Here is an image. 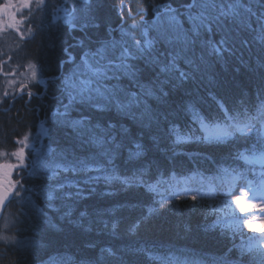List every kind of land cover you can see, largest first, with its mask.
I'll list each match as a JSON object with an SVG mask.
<instances>
[{"label": "trees", "instance_id": "trees-1", "mask_svg": "<svg viewBox=\"0 0 264 264\" xmlns=\"http://www.w3.org/2000/svg\"><path fill=\"white\" fill-rule=\"evenodd\" d=\"M8 1L0 0V12ZM242 2L252 11L241 9L240 20H226L223 32L203 37L218 42L226 32L228 44L214 54L197 42L188 53L191 69L179 63L190 78L165 83L166 95H143L165 76L138 56L128 61L135 66L134 79L117 73L118 79L105 83L123 90L121 100L139 95V106L125 113L114 105L104 112L88 103L71 105L68 120L88 118L114 128L115 143L109 138L103 148L54 119L70 103L66 78L85 52L104 42L131 49L137 40L155 39L153 54L163 60L171 49L157 34L158 13L163 20L164 6L177 9L189 28L184 6L191 0L19 4L24 27L21 34L0 33V74L31 64L40 78L0 105V155L16 151L19 141L40 130L45 138L42 163L19 169L11 179L15 196L5 216L12 222L7 235L16 242H0V264H264V230L249 227L247 214L218 199L264 181V167L251 163L264 150V123L211 141L201 126V120L209 127L234 123L228 117L238 113L243 126L264 108V42L258 39L264 0ZM53 5L75 9L76 26L57 18L64 14L54 13ZM177 135L189 138L177 142ZM105 149L107 156L101 155ZM78 161H87L88 168Z\"/></svg>", "mask_w": 264, "mask_h": 264}, {"label": "snow or ice", "instance_id": "snow-or-ice-1", "mask_svg": "<svg viewBox=\"0 0 264 264\" xmlns=\"http://www.w3.org/2000/svg\"><path fill=\"white\" fill-rule=\"evenodd\" d=\"M84 4L87 5V0H83ZM39 6H45V0H37ZM185 15L187 17V23L190 25L189 28L184 27V21L180 19V14L177 9H173L169 6H164V19L160 20L158 13L157 23L160 27L156 28L157 34L168 47L171 49L168 51L164 59L161 60L159 55H154L155 39L145 40L143 44L140 41H135L134 46L130 49L124 46L123 43L115 41L104 42L101 47L95 51L85 52L82 57L81 64L73 71L70 78H66V91L69 97V105H65L64 112H58L55 114L54 119L61 120L70 126L81 136H87L91 143L103 148L108 143L109 138L115 143L116 137L112 136L114 128L112 126L102 127L100 124H92L88 118L79 120H68V110L71 105L75 102L81 104L88 103L93 108L98 109L100 112H104L108 109L109 105H114L119 112H130L133 106H139L142 101L139 95L136 93H128L126 100L120 99V92L122 89L115 87H109L105 81L110 79H118L117 73L128 76L130 79L136 77L135 66L130 64V59H136L144 57L148 63L156 65L159 68V73L165 76L163 81H155L150 88H146L143 92L144 96H155L157 92L162 95L163 85L171 80H180L190 78L191 71H183L179 67V63L183 61L185 64L190 66L194 65V60L188 56V53L196 46L199 42L202 48L209 47L211 52L219 54L223 50V46L228 44L229 36L225 32L221 39L216 42L211 38L204 39L205 36H211L216 31L223 32L226 20H240L242 13L241 9L247 12H251L252 9L244 5L242 0H233L232 3L227 5L219 3L218 0H191V3L185 6ZM53 12H63V16H57L62 19L65 24L71 27L76 26L77 17L75 15V9L71 13L66 8L53 5ZM254 14V13H253ZM264 18L258 17V20ZM243 22V21H240ZM166 25V27H165ZM156 27V25H153ZM248 27H251L249 24ZM147 36V30L144 33ZM261 42H264V23L261 24V31L258 36ZM119 47V52L117 50ZM203 60V56L200 57ZM33 68L32 76L36 77V71L33 65H29ZM198 67V66H196ZM111 73V75H109ZM31 95V93H29ZM134 115V114H133ZM237 116H230V121H235L231 124L221 125L216 123L209 127L201 120V126L204 129L206 140H223L225 138L235 135L237 132H252L255 128V121L264 123V108L259 111L257 116H248L247 123L243 126L238 122ZM189 137H181L177 135V142L182 139ZM27 137H25V140ZM137 149H141V145L137 143L135 145ZM13 156L18 157L23 162V148L17 152L12 153ZM101 155H109V150L105 149ZM136 156L141 155L140 151L135 153ZM245 160L248 157H243ZM95 159V157H93ZM260 160H264V150L261 151ZM84 169L88 168L87 161H78ZM15 167V166H11ZM68 169H65L67 171ZM73 170H76L75 168ZM58 175V174H57ZM51 179V177H48ZM119 178V177H117ZM123 182L129 184L130 180L124 178ZM249 187H252L250 184ZM253 192L260 193L261 198H264V181L255 188ZM18 194V193H17ZM52 197L49 196V199ZM195 200L196 196H192ZM242 197H237V203H240ZM3 201V194L0 193V202ZM171 203V200L168 201ZM251 206V205H250ZM241 211H244L241 208ZM251 225H249L250 227ZM251 250V248L249 249Z\"/></svg>", "mask_w": 264, "mask_h": 264}, {"label": "rangeland", "instance_id": "rangeland-1", "mask_svg": "<svg viewBox=\"0 0 264 264\" xmlns=\"http://www.w3.org/2000/svg\"><path fill=\"white\" fill-rule=\"evenodd\" d=\"M8 2V8L6 7L0 12V26H2L0 33H4V31L6 33L7 31H15L16 33L21 34V31L24 27V20L20 15L21 13L17 12V8L21 2L26 3V0H9ZM25 3L23 4L25 5ZM29 5L30 4L26 5L27 9L29 8ZM60 13L64 14L63 12ZM34 69L37 74L35 78L32 76L33 68L29 67V65L23 69L21 68L16 70L9 75L2 73L0 74V105L4 102V100L13 98L17 92L23 90L20 88L23 86H28L40 78L37 67L34 66ZM44 138L45 131L40 130L39 133L28 136L26 140L22 139L19 141L18 147L14 152H17L23 148V162H21L18 157L13 156V152L8 155H0V182L3 183V187L6 186L15 193L16 185L11 182L14 173L18 172L19 169H32L34 165L36 166L37 164L42 163ZM251 163L264 167V160H260L258 157L252 159ZM249 185L245 184L240 186L235 189L233 194L221 196L218 199L222 205L225 206L227 204H232L236 207V209H239L240 213L247 214V218L245 220L246 223L250 222L251 226L259 227L261 230H264V198H261L260 193L254 194L253 186L249 187ZM237 197H242L240 203H237ZM241 208H243L244 211H241ZM11 227L12 222L10 217L4 215L0 231V242L5 244L16 242V240L9 238V234L7 235V230H9Z\"/></svg>", "mask_w": 264, "mask_h": 264}, {"label": "water", "instance_id": "water-1", "mask_svg": "<svg viewBox=\"0 0 264 264\" xmlns=\"http://www.w3.org/2000/svg\"><path fill=\"white\" fill-rule=\"evenodd\" d=\"M0 193L3 194V201L0 202V231H1L2 219L6 211L5 209H7L8 205L13 200L14 192L5 186L3 187V185H0Z\"/></svg>", "mask_w": 264, "mask_h": 264}]
</instances>
